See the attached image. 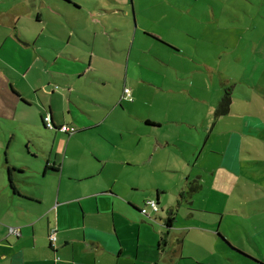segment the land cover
Segmentation results:
<instances>
[{"label":"crops","instance_id":"0c3cea01","mask_svg":"<svg viewBox=\"0 0 264 264\" xmlns=\"http://www.w3.org/2000/svg\"><path fill=\"white\" fill-rule=\"evenodd\" d=\"M117 2L0 0V195L9 197L8 209H0V264H264V105L252 96L255 89L264 94L258 84L264 70L252 64L240 81L222 82L207 103L209 112H203L200 95L192 91L200 83L142 80L136 76L142 73L137 57V69L130 70L136 40L137 51L144 47L169 58L166 74L184 70L175 63L183 48L129 23V2L124 11ZM129 43L123 80L107 79L117 74L116 56L124 62ZM36 60L58 66L45 71L61 82L48 85L52 94L61 90L57 100L64 111L35 98L45 85L31 73ZM110 82L122 95L116 103ZM125 88L132 100L123 98ZM203 89L210 92L211 86ZM227 89L230 111L216 114ZM71 92L89 109L72 103ZM172 93L192 109L181 115L158 111L154 117L130 113L109 121L123 101L136 103L151 94L149 106L157 101L165 108L163 95ZM97 107L113 110L100 114ZM49 112L58 126L77 127L72 133L50 129L59 133L48 147L38 128L40 120L47 128L43 116ZM256 138L261 143L254 149L250 141ZM182 146L190 154L179 166L157 163L162 152ZM9 166L14 180L33 175L38 189L18 188L28 200L4 184ZM148 199L158 202V211L145 205ZM16 209L18 215H2ZM11 227L20 235L10 233Z\"/></svg>","mask_w":264,"mask_h":264},{"label":"rangeland","instance_id":"374dc122","mask_svg":"<svg viewBox=\"0 0 264 264\" xmlns=\"http://www.w3.org/2000/svg\"><path fill=\"white\" fill-rule=\"evenodd\" d=\"M128 2L131 8L129 23L134 26L137 24V27H139L138 24H140L142 27L154 31L165 39L180 45L183 48V54L175 63L184 67V70L178 69L177 74L172 72L166 74L163 71L166 70L165 64L168 63L169 58L163 55L162 52L159 56H155L153 52L148 51L147 48L144 47V50L142 48L141 51H137L136 48L139 47V44L136 40L132 50L130 70L132 69L135 71V69H137L134 64L135 57H137L142 64V73L136 74V76L142 80L151 81L156 84L166 82L175 85V83H181L182 78L183 80H188V82L200 83L198 86L192 88V91L200 95L201 101H199L200 104L198 105L199 109L201 110L202 108L203 112H209V105L207 103L214 98V93L215 91L217 92L222 82L230 80V77L233 81H240L243 73L246 72V67L252 64L264 70V0H118L117 4H115L117 5L116 7L124 11L125 3L128 4ZM132 8H135L134 14ZM115 17L120 23H123L122 16L117 15ZM97 30L99 31V28ZM142 31L139 30L138 34L142 33ZM148 35L150 34L148 33ZM120 42L119 44H122V41ZM258 46L259 49L257 50ZM126 49L128 50L124 53V62H122L121 56H116V62L113 67L115 71H118L117 74H108L107 79L111 80V78L115 77L120 81L123 80L131 43L128 44ZM117 53H120V50ZM113 62L114 61L108 62V65L111 67ZM43 65L44 62L42 63L36 60L31 72L36 76L38 82H45L44 86L47 88L46 91L39 90L35 98L37 100L43 99L44 101H48V104L53 103V106L57 107L62 112L65 110L62 106L63 104L57 100L61 90L57 89L55 90V94H52L51 86L48 85L50 82H52V84L54 83L53 86L57 83L59 85L61 82L58 77L56 78V76H54L55 73L45 71H50V67L57 69L58 66L48 64V66L45 67ZM146 66L158 67L159 72L157 74L147 73L145 72L146 69L144 70ZM258 84L259 87L264 88V72L259 75ZM110 86L112 87L110 94L112 95L113 101L115 99L116 103L121 100L122 95L119 96L120 91L116 86L113 87V83H111ZM210 86V92L203 89V87L210 88ZM72 88L73 90L75 89L74 86ZM146 89H149V87H146ZM147 91L149 92L150 90ZM70 94L75 97L70 98L72 103H77L89 109V106L84 104L82 100H77L75 92H71ZM263 95L255 89L252 96L257 104L264 105ZM149 96L151 97V94H149ZM149 96L147 94H142L141 98L136 101V103H127L123 101L122 105L118 104L117 109L113 112L109 121L111 122L114 117L119 115L127 117L130 113L154 117L158 111H162V115H165L166 111H169L171 115H181L184 112L188 113V110L192 109V107L185 106L181 98L183 96L178 93H172L170 98H168V95H163L165 99L162 101L168 103V106L165 108H161L162 104H158L157 101L149 106V102H147L146 99ZM82 97L84 99V96ZM159 98L160 95H157L156 100H159ZM97 108L100 114L108 113L113 110V107L107 111L103 109L104 107ZM80 112L82 111L80 110ZM84 113L88 115L86 112ZM71 125L77 127L73 122ZM106 126L107 125L104 127ZM170 128L177 131L175 124H172ZM38 129H40V133L43 134L44 144L48 147L52 144L53 135H55L56 132L59 133V131L45 128L41 120L40 128ZM164 129H168V127H164ZM50 133H52V138L49 137ZM195 139L197 142L200 140L197 136ZM250 142H253L254 149L257 144L261 143L257 138ZM127 144H129V142L124 143V145ZM55 146H57V142ZM189 154L190 148L182 146L181 150L172 149L169 152H162L157 157V163L162 166H179L180 162L183 160V155L188 156ZM215 159H217V157ZM142 164L143 162H141L139 166ZM6 181L9 184L10 179L8 170L6 171L4 184H6ZM38 188V185H33L29 187V191L24 189L23 191L32 193V191ZM5 193H9V191L7 190ZM5 198H7V200L3 203ZM8 200V196L5 197L0 195V203L2 202L0 209H8ZM196 204L204 206L200 200H197ZM209 208H216V206L211 204ZM18 211L17 209L9 211L8 213L4 211V213L1 214L5 218H8L10 212L18 215Z\"/></svg>","mask_w":264,"mask_h":264},{"label":"trees","instance_id":"16d2710c","mask_svg":"<svg viewBox=\"0 0 264 264\" xmlns=\"http://www.w3.org/2000/svg\"><path fill=\"white\" fill-rule=\"evenodd\" d=\"M56 87H58V86H56ZM43 90L44 91H46L47 90V88H46V86H43ZM125 90V89H124ZM53 90H51V92H52ZM69 91H70V88H69ZM131 93V92H130ZM123 98H125V99H133V97H132V94H131V96L129 97L128 95H127V93H125V91H124V94H123ZM232 96H231V92H230V90L229 89H227L226 90V92H225V94L223 95V97H222V99L220 100V102H219V104H218V107H217V109H216V114H227V113H229V111H230V107H231V103H232ZM46 116H49L50 118H51V122H52V128H50V127H48V125H47V123H46V121H45V117ZM43 120H44V125L47 127V128H49V129H55V130H60V127L62 126H58L55 122H54V120H53V117H52V114L49 112L47 115H45V116H43ZM63 125H65V124H63ZM76 131V130H75ZM13 167H8V172H9V179H11L12 178V171H13ZM172 220H173V218L172 217H169L168 218V224H170L171 222H172Z\"/></svg>","mask_w":264,"mask_h":264},{"label":"built area","instance_id":"2783aa9c","mask_svg":"<svg viewBox=\"0 0 264 264\" xmlns=\"http://www.w3.org/2000/svg\"><path fill=\"white\" fill-rule=\"evenodd\" d=\"M125 93H127V95L130 97L131 96V93H130V89L129 88H125ZM45 121L48 125V127L52 128V122H51V118L49 116H46L45 118ZM60 130L62 131H66V132H69V133H72L74 132L76 129L74 127H70V126H67V125H62L60 127ZM145 205L146 206H149L152 210L154 211H158L159 210V205H158V202L156 200H153V199H148L147 202H145ZM141 212L143 214H147L149 215V212L148 210L146 209V207H143ZM10 233H13L15 235H20V230L18 228H15V227H11L10 228ZM53 241H56L57 240V235H56V231H53L52 232V235L50 237Z\"/></svg>","mask_w":264,"mask_h":264},{"label":"water","instance_id":"95a60500","mask_svg":"<svg viewBox=\"0 0 264 264\" xmlns=\"http://www.w3.org/2000/svg\"><path fill=\"white\" fill-rule=\"evenodd\" d=\"M33 175H28L26 177L20 178L18 180H14L13 178L10 179V186L13 190L18 192V196L21 200H28V197L22 190H18L19 187L24 188V190H28L29 187L36 185V182L32 180Z\"/></svg>","mask_w":264,"mask_h":264}]
</instances>
